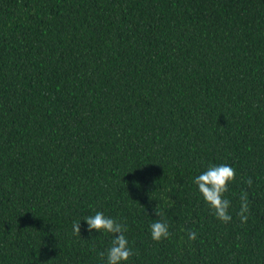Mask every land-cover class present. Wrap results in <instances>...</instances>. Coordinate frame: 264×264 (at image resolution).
Here are the masks:
<instances>
[{
    "label": "trees",
    "instance_id": "trees-1",
    "mask_svg": "<svg viewBox=\"0 0 264 264\" xmlns=\"http://www.w3.org/2000/svg\"><path fill=\"white\" fill-rule=\"evenodd\" d=\"M96 211L129 264H264V0H0V264H104L111 236L72 228Z\"/></svg>",
    "mask_w": 264,
    "mask_h": 264
},
{
    "label": "clouds",
    "instance_id": "clouds-1",
    "mask_svg": "<svg viewBox=\"0 0 264 264\" xmlns=\"http://www.w3.org/2000/svg\"><path fill=\"white\" fill-rule=\"evenodd\" d=\"M235 175V168L227 163H209L207 168L193 179L200 198L213 211L214 216L223 223H229L233 218L230 212L231 201L225 196V193L229 190V185L234 181ZM248 183L251 184V180H248ZM248 210V198L244 193L240 196V208L237 212L242 223L247 221ZM81 221L86 225L85 230L89 234L95 231L111 236L106 251L100 253L104 257V264H129L134 250L126 235V224L112 216L105 215L102 211H96L93 215L73 222L72 228L76 234L81 232ZM149 232L150 238L154 241L159 242L162 239H167L170 236L169 224L164 220H155L149 225ZM188 238L195 240L197 233L189 231Z\"/></svg>",
    "mask_w": 264,
    "mask_h": 264
}]
</instances>
